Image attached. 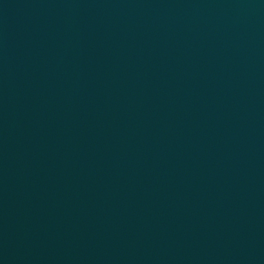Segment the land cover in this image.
I'll return each mask as SVG.
<instances>
[{
	"label": "water",
	"instance_id": "water-1",
	"mask_svg": "<svg viewBox=\"0 0 264 264\" xmlns=\"http://www.w3.org/2000/svg\"><path fill=\"white\" fill-rule=\"evenodd\" d=\"M0 264H264V0H0Z\"/></svg>",
	"mask_w": 264,
	"mask_h": 264
}]
</instances>
